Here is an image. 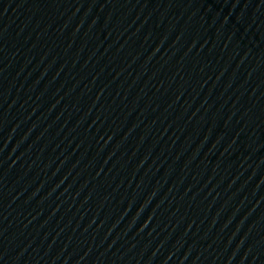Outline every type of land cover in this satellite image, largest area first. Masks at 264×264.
<instances>
[{
	"label": "water",
	"instance_id": "1",
	"mask_svg": "<svg viewBox=\"0 0 264 264\" xmlns=\"http://www.w3.org/2000/svg\"><path fill=\"white\" fill-rule=\"evenodd\" d=\"M0 264H264V0H0Z\"/></svg>",
	"mask_w": 264,
	"mask_h": 264
}]
</instances>
